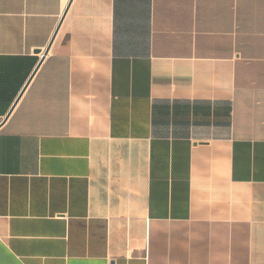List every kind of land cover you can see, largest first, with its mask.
<instances>
[{
  "label": "crops",
  "instance_id": "obj_1",
  "mask_svg": "<svg viewBox=\"0 0 264 264\" xmlns=\"http://www.w3.org/2000/svg\"><path fill=\"white\" fill-rule=\"evenodd\" d=\"M0 264H264V0H0Z\"/></svg>",
  "mask_w": 264,
  "mask_h": 264
}]
</instances>
